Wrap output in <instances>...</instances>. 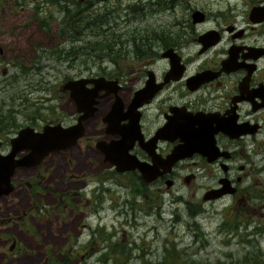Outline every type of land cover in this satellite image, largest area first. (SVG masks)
I'll use <instances>...</instances> for the list:
<instances>
[{
	"label": "rangeland",
	"instance_id": "obj_1",
	"mask_svg": "<svg viewBox=\"0 0 264 264\" xmlns=\"http://www.w3.org/2000/svg\"><path fill=\"white\" fill-rule=\"evenodd\" d=\"M137 1L0 0V16L5 8L11 21L16 18L19 22L26 19L35 21V26L30 28L33 35L31 46L25 51L27 61L31 60L34 67L36 64L40 66V69L28 72L25 86L19 80L8 86L10 96L24 91L30 104L29 111L35 110L37 115L45 114L44 106L55 103V99H44L50 92L46 87L53 88L61 78L110 74L117 70V65L129 78L127 88L130 92L141 81L140 68H145L146 62L151 60L147 58L153 55L144 57L139 52L150 46L152 52L163 51L166 44L176 38L171 32L182 34L191 31L190 7L200 8L207 2V8H216L215 3H218V0H177L173 14L160 8L155 14H145L129 21L117 15L123 9L122 14L128 13L126 17L131 18L133 14L126 8L130 9L132 5L140 7L141 4H135ZM105 5L110 9L117 5V16L104 19ZM75 8L80 10L82 19L90 16L92 25L87 31H84L80 20L72 21ZM65 9L69 12L66 13ZM13 12H18V15ZM44 21L48 24L40 28V23ZM207 25H213V21L196 25L194 31L199 33ZM97 30L100 32L98 37L106 35L107 42H113V38L121 39L122 47L116 45L117 49L113 51H93L89 41L97 37L90 35ZM142 38L147 40L142 42ZM187 50L194 51L192 46H187ZM111 52L114 60L110 59ZM35 59L38 60L36 64L33 63ZM114 61L118 64L115 65ZM163 65V61L153 63L156 69ZM5 77L6 74L0 72V78ZM1 96L6 97L7 94L0 93V100ZM15 99L12 105L15 110L13 119L16 123L25 122L28 119L26 113H29L27 107H21L18 98ZM58 110L63 111L59 118L64 122L71 121L73 107L68 98L64 105L58 106ZM8 114L0 103L1 122H6L4 117ZM94 126L95 122L92 121L88 127L91 137L102 130L96 132ZM15 132L16 129L0 137L3 140L2 152L10 149L9 138ZM84 144H87L85 139L81 141V145ZM86 149L88 156H96L95 163L89 164L83 153L77 147H72L68 152L53 153L38 166L16 169L12 176L13 191L0 196V264H71L60 263L59 253L66 252L73 245L70 238L74 233L88 234L82 225L86 212H91L92 224L100 228L96 232L97 246L110 247L115 243L124 246L128 252L117 262L106 253H101L88 260L77 257L72 264H264V226H261L264 220L243 213L244 202L238 200L237 195L202 199L203 192L216 184V177H211L210 173L215 175L221 169L215 166L206 169L200 165L197 157L184 160L187 162L175 168V183L171 189L167 190L165 184L160 183L162 194L155 197L154 201L159 200V209L164 218H159L156 213L146 215L139 212L140 219L134 221L128 203L143 202L139 195L143 186L139 185L133 174L117 173L112 165L103 163L102 154L93 145ZM194 160H198V163L194 164ZM191 171L196 172L197 176L192 184L187 185L183 176ZM74 173H84L89 182L77 183ZM105 176V185L109 188L101 190V183L97 179ZM69 179L72 180L68 182ZM246 181L242 183L243 187L248 186ZM76 185L84 192L83 195L73 193ZM258 187L264 189V183ZM86 198L88 202H85ZM261 202L264 203V200ZM77 210L81 215H76ZM256 226L260 227L257 231L254 230ZM66 232H70L71 236L64 237ZM109 232H112L111 236ZM12 242L15 243L10 248ZM61 246L64 248L61 249ZM83 250L84 247H81L77 252ZM46 251L52 255V260L46 257Z\"/></svg>",
	"mask_w": 264,
	"mask_h": 264
},
{
	"label": "flooded vegetation",
	"instance_id": "obj_2",
	"mask_svg": "<svg viewBox=\"0 0 264 264\" xmlns=\"http://www.w3.org/2000/svg\"><path fill=\"white\" fill-rule=\"evenodd\" d=\"M176 1L139 0L135 4H141L140 7L132 5L130 9L126 8L133 14L131 18L126 17L128 13L122 14L123 9L117 15L121 18L124 16L126 21H129L145 14H155L160 8L168 14H173ZM154 5L155 7L152 8ZM207 5L205 2V6L200 8L195 6L189 8L191 31L182 34L171 32L176 38L167 43L163 51L139 52V55L144 57L149 54L153 55L147 58L151 60L146 62V67L140 68L141 81L132 91L129 92L127 88L129 78L124 76L122 67L114 61L117 70L110 74L61 78L58 85L53 88L46 87L50 92L44 99L46 101L55 99V103H47L44 106L45 114L40 115H37L35 110L29 111L31 108L24 91L10 96L8 88L17 80L25 86L28 72L32 69H40L39 64H36L37 59L33 62L36 67L32 65L31 60L27 61V51H25L31 46L33 35L30 33V28L35 26V21L26 19V21L19 22L18 18L11 21L3 8V14L0 16V72L6 74V77L0 78L2 84L0 93L7 94V96H1L0 103L4 105L5 112L9 114L4 117L6 122L0 120V137L9 134L14 129L16 132L10 138L16 136L23 128L42 132L48 125L60 124L66 127L80 122L83 126V134L76 140V143L65 149L49 151L38 163L25 167L38 166L53 153L68 152L72 147H77L78 151L83 153L85 161L88 159L89 164L95 163L96 156L94 154L88 156L86 149L93 145L102 154L103 163L112 165L117 173L133 174L139 181V185L143 186L139 193L143 202L133 204L130 201L128 203L134 221L140 219L139 212H144L146 215L156 213L159 218H164L159 209V200L154 201L155 197L162 194L160 183L165 184L167 190H170L175 183V168L187 162L184 160L197 157L202 167L207 169L215 166L221 169L215 175L210 173L211 177H216V184L208 187L207 190L219 187L221 179L227 178L230 186L235 190L220 197L226 194L237 195L236 198L244 202L245 212L243 213H247L248 216H257L260 221L264 220V203L261 202L264 200V189L258 187L264 183V0H218V3H215L216 8H207ZM117 8V5H114L112 9L105 5L103 18L111 19L117 16L115 15ZM61 11L63 12L62 8ZM65 12L68 13L69 10L65 9ZM80 13V10L75 8V12H72V20L82 19ZM197 13L201 14L202 20L194 21ZM13 14L18 15V12H13ZM210 21H213V25H207L199 33L194 31L196 25H204ZM46 24H48L47 21L41 22L40 28ZM187 46H192L194 51H188ZM168 49L171 51H166ZM110 54V59L114 60L112 52ZM159 61H163L164 65L156 69L153 63ZM132 71L136 70L132 69ZM142 71H144L143 79L141 78ZM149 74L154 79L152 82L154 88L144 94L146 99H143L140 105L132 107L131 102L135 92L144 88ZM98 76H104L107 79L106 86L99 84V87L95 82L88 80ZM79 78L85 79L72 83L71 87L68 86L69 80ZM15 98H18V104L21 107H27L29 113H26L28 119L25 122L17 121L16 123L13 119L15 110L12 105ZM67 98L73 107V117L70 122H64L59 118V114L63 111H59L58 106L64 105ZM117 99L121 104L119 112L116 113L117 118L108 119L106 116L109 112L111 114L113 107L117 104ZM86 112L88 114L79 120ZM92 121L95 122L96 132L102 129L95 137L88 135V127ZM177 123L185 130L197 128L198 132L211 136L216 146L215 158L209 159L200 152H194L179 158L171 169L147 181L137 168L117 170L111 161L105 159L104 151L97 145L99 141L108 143L120 139L122 137L120 133L111 131L116 125L125 127L131 133L130 136H137L131 146L128 145L131 142L129 137L124 140L126 146L128 145V155L146 165L162 168L163 160L171 153L173 147L182 143L179 137L170 139L171 136H176L177 130L174 125L176 126ZM154 137L156 138L153 139ZM84 139L87 144L81 145ZM2 145L3 140L0 138V152L6 153L1 151ZM23 152L21 151L19 155ZM68 159L71 161L70 158ZM193 163H198V160H194ZM73 176L77 183L89 182L84 177V173H74ZM186 176L189 177L188 182L185 181ZM195 176H197L196 172L191 171L183 176V181L187 185L192 184ZM106 179L107 176L101 180L97 179L101 183V190L109 188L105 185ZM70 180L72 179L68 182ZM170 180L171 183L168 184L167 181ZM244 181L247 187L242 186ZM77 186L79 185L75 186L73 193L83 195L84 192H81ZM85 202H88V198ZM136 212H138L137 215ZM76 215H81V213L77 210ZM83 215L85 222L82 225L86 227L88 234L74 233L70 238L73 239V245L69 246L66 252L59 253L58 261L72 264L77 257L88 260L101 253H106L115 262L120 261L128 252L125 247L117 246L115 243L110 247L97 246L95 244L96 232H99L100 228L97 229L92 224L91 212ZM258 222L257 220V224ZM146 226L150 227L148 224ZM261 226L264 225L261 224ZM259 229V226L254 228L255 231ZM63 235L70 237L71 233L66 232ZM109 235L111 236L112 232ZM14 243L12 242L9 247L12 248ZM81 247H84L83 252H77ZM63 248L64 246H61V249ZM46 257L51 258L52 255L46 251Z\"/></svg>",
	"mask_w": 264,
	"mask_h": 264
},
{
	"label": "water",
	"instance_id": "obj_3",
	"mask_svg": "<svg viewBox=\"0 0 264 264\" xmlns=\"http://www.w3.org/2000/svg\"><path fill=\"white\" fill-rule=\"evenodd\" d=\"M202 20L201 14H195L194 21ZM213 32V31H212ZM208 36H212L207 34ZM201 38V37H200ZM166 51H171L170 49ZM85 78L73 79L68 81V86L71 87L72 83L79 82L78 80H84ZM96 85L106 86L108 81L104 76H98L91 79ZM152 75L149 74V78L146 80V85L144 88L139 89L135 92L134 97L131 102L132 107H136L146 99L145 95L154 88ZM99 85V87H100ZM117 104L113 107V110L106 116L108 119H116V113L119 112L121 104L117 99ZM117 110V111H116ZM88 114L86 112L81 118ZM111 115V116H110ZM177 130L176 136H171L170 139L180 138L182 143L175 145L169 155L163 160L162 168L156 166H149L145 163L134 159L135 157H130L127 153V146H131L132 141L135 140L137 136H130L125 127L115 126L111 132H117L122 135V137L115 141H110L106 143L105 141L97 142V145L105 153V159L111 161L117 170H128L137 168L141 171L145 180L150 181L157 175L168 171L171 166L179 158L191 155L194 152H200L206 155L209 159L215 158L216 146L214 145V139L205 133H200L196 129L185 130L180 124L174 125ZM31 129L23 128L18 134L10 138V150L6 153L0 152V196L9 194L13 189L12 176L18 167H28L38 163L49 151L61 150L69 147L76 143V140L83 134V126L80 122L63 127L59 125H48L42 132L30 131ZM129 137L131 142L126 146L124 140ZM154 137L153 139H155ZM28 149V150H27ZM24 151L21 155L19 153ZM162 169V170H160ZM185 181H189V177H185ZM168 184L171 183L167 181ZM235 190L234 187L230 186V182L227 178L221 179V185L217 188H211L205 191L203 194V200L213 199L220 197L225 193H230Z\"/></svg>",
	"mask_w": 264,
	"mask_h": 264
},
{
	"label": "trees",
	"instance_id": "obj_4",
	"mask_svg": "<svg viewBox=\"0 0 264 264\" xmlns=\"http://www.w3.org/2000/svg\"><path fill=\"white\" fill-rule=\"evenodd\" d=\"M81 18V17H80ZM72 19V17H71ZM73 21V20H72ZM81 21V26L83 27L84 31H87L88 28L92 25L91 23V20H90V16H87L83 19H80ZM71 22V21H70ZM90 34V33H88ZM87 34V35H88ZM94 34L97 39H95L94 41H89L91 43V45H89V47L93 50V51H113L114 49H117V46L116 45H119V47H122V42H120L121 39H118L117 38H113V42H107L106 41V35L105 36H102L101 37H105L104 40H98V38H101V37H98L100 35V32L97 30L96 32L94 33H91L90 36H94L92 35ZM81 35V33H80ZM119 38V37H118ZM142 38V42H145L147 39H144ZM167 45V44H166ZM151 47V46H150ZM149 48H147L146 50L144 51H150ZM120 49V48H119ZM141 51V50H140Z\"/></svg>",
	"mask_w": 264,
	"mask_h": 264
}]
</instances>
